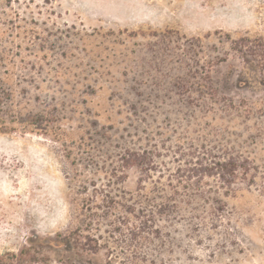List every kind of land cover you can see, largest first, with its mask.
Segmentation results:
<instances>
[{"label":"rangeland","instance_id":"obj_1","mask_svg":"<svg viewBox=\"0 0 264 264\" xmlns=\"http://www.w3.org/2000/svg\"><path fill=\"white\" fill-rule=\"evenodd\" d=\"M127 150L149 177L116 178ZM190 151L246 169L178 177ZM141 176L180 192L159 238L64 240ZM23 246L0 264H264V0H0V256Z\"/></svg>","mask_w":264,"mask_h":264},{"label":"trees","instance_id":"obj_2","mask_svg":"<svg viewBox=\"0 0 264 264\" xmlns=\"http://www.w3.org/2000/svg\"><path fill=\"white\" fill-rule=\"evenodd\" d=\"M217 95H209L208 98L213 103L223 100L227 106H235L231 98L226 96L218 97ZM183 155L180 153V156ZM185 156L183 164H178L176 168L178 177L191 178L193 176L211 174L228 181L226 180L227 177H236L238 170L241 168L240 163L232 156L214 160L215 156L209 152L208 156L213 159L210 161L199 156L196 151H190ZM133 165L140 168L148 176L150 169H152L149 165L153 167V162L143 153L127 150L121 156V164L113 168V173H115L118 180L123 181L126 178L124 169ZM144 176L138 179L137 193L134 195L130 193L128 197L125 196L126 192L122 195H109L102 189L99 191L94 190L92 196L94 195L97 200H93L91 202L93 204L86 207L88 220H86L85 227H75L70 230L64 236V240L68 242L77 241L75 242L77 247L97 252L101 245L94 235L91 234V231L95 229L92 225H98L102 218L107 219L110 226L109 232L112 236L118 235L120 239L124 238L130 242L125 244V248L129 249L128 252L134 251V248H136L134 243H148L159 238L161 231L157 228L156 221L158 217L170 216L174 209H177V198L180 192L174 189L171 191L167 190V192L162 190L152 194H143L141 186ZM99 197L100 200H98ZM145 201L146 203H144ZM6 257L22 261L34 259L35 256L30 253L29 247L23 246L17 253H7L0 256V262L7 259Z\"/></svg>","mask_w":264,"mask_h":264}]
</instances>
